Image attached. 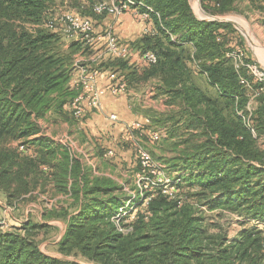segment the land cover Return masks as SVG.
<instances>
[{"label": "trees", "instance_id": "1", "mask_svg": "<svg viewBox=\"0 0 264 264\" xmlns=\"http://www.w3.org/2000/svg\"><path fill=\"white\" fill-rule=\"evenodd\" d=\"M54 2L0 0V194L10 205L35 200L39 187L44 193L52 186L67 197L60 209L44 214L67 225L57 245L61 257L40 250L36 235L48 227L29 221L21 230L0 231V264H79L72 258L97 264H264V229L247 227L252 221L264 224V151L257 145L264 136V83L247 67L237 71L226 57L243 44L233 24L198 19L190 0H132L131 8L146 13L151 28L130 45L155 54L157 62L111 57L93 62L96 46L86 44L89 49L83 50L72 43L62 53L55 49L59 37L39 27ZM248 3L249 11L262 14L264 25V0ZM240 4L202 0L214 16L237 13ZM106 15L92 8V16ZM80 52L89 61L85 69L109 71L128 89L157 80L158 94L178 107L168 115L149 113L151 124L137 132L168 128L162 142H173L178 155L166 163L182 175L179 191L196 187L189 196L197 206L156 189L131 203L137 204L134 218L132 212L120 217L129 199L118 193L114 181L94 176L70 146L45 134L40 120H75L71 104L82 89L71 82L74 55ZM197 75L206 76L215 95L197 85ZM241 76L253 91L263 88L251 114L252 90ZM201 204L210 212L245 218V227L231 239L221 227L210 231Z\"/></svg>", "mask_w": 264, "mask_h": 264}, {"label": "rangeland", "instance_id": "2", "mask_svg": "<svg viewBox=\"0 0 264 264\" xmlns=\"http://www.w3.org/2000/svg\"><path fill=\"white\" fill-rule=\"evenodd\" d=\"M119 1L120 0H94V2H90V0H72L65 2V0H59L55 5H53V7H51V10L49 13H47L39 27L59 37V43L55 47V49H58L59 52H66L72 43H79L83 50H88L89 48L81 40V38H78V40H76V38H68L59 30L61 29L60 26H57L58 29L48 28L46 26L47 20H56L61 16L67 15L78 16L80 18H90L94 22V20L100 19V17L92 16V8L95 4L100 2L118 3ZM240 2L241 4L239 12L214 16L211 13L205 11L202 6V0H190L191 7L198 18L205 20L217 18L224 22L233 24L239 36L242 37L243 44H238V40V43H236L239 47H236L231 52H227L226 57L228 58V55H231L234 51H242L244 54L242 57L244 59V63L246 65H250L251 67H256L258 76L262 75L264 77V26L261 25V18H259L262 17V14L258 11H249L248 0H240ZM106 16L111 15L107 14ZM28 28L32 30V27ZM104 33L105 32H102L100 34ZM114 35L116 34L114 33ZM121 43L124 44L125 42ZM228 59L230 60V58ZM136 62L145 64L139 61ZM88 63V59L82 52L74 55L73 79L71 82V86L73 88H78L74 81L78 80L80 77L79 69L85 68L82 65ZM248 75L250 74L248 73ZM242 79L248 81V79L243 76H241V80ZM195 80L197 85L203 90L207 91L210 95L216 94L215 89L209 85L204 75H197ZM153 84L154 80H149L145 83L139 84V86H135L130 90H132V93H135V95H138L141 98V107H145L147 109L158 108L157 110H162L163 106H160L159 102L152 98L151 89L155 86ZM138 96L136 97L138 98ZM136 104V100H132V105L136 106L134 107V113H140L142 108ZM253 105L254 104L252 102V107ZM147 109H143L140 114H142ZM91 113H97V111L93 110L90 112L86 110L80 119L74 118L75 120L67 123L68 125H65L66 123L64 122L53 123L50 120H40L39 125L45 131V134L48 127L49 129L53 127L51 131V133H53L52 138L70 146L73 152L82 158L87 167H94V174H96L94 176L106 177L114 181L117 187L120 188L118 193L124 196V199H129L125 207L120 210V212H123L120 217H125L128 215V213L132 212V218H134L137 213V204L134 203L135 205L131 206V203L137 201L139 197L144 198L147 193L146 191L150 193L156 189H162L168 196H181L183 201L194 202L193 204L197 206L196 200H192V198L189 196L191 194L197 193L198 190L196 187H188L186 190L179 191L176 185L180 184L179 178L182 175H178L177 172L166 163V160H170L171 158L178 155V151L173 149V142L164 144L162 141H160L157 143L152 140L151 134L153 132H148L144 135L139 134L138 132L141 131V129H134V127L131 126L129 131L130 133H133L135 139H137L135 144L132 143V147L126 142L124 145H122L124 148H126V150H130V153L125 154L123 158V156L117 152V149L113 145L114 139L110 133H92V131L87 126H85L87 125V121L91 119ZM111 115V113L107 114L106 118L110 119ZM137 119L140 120L139 118ZM110 142L113 143L110 145ZM91 143L97 144L98 147H100V151L103 152L102 158L106 162L101 161L100 164L98 163L96 165L97 160L93 156L94 154ZM19 144L21 143L17 142L12 146L17 147ZM257 145L262 151H264V136L258 138ZM140 148L147 150L152 155L158 164L159 171L162 173V175H139L140 172L138 171L137 157L138 150ZM41 191L42 189L40 187L36 190V194L39 195L35 200H29L13 205H10L6 197L0 194V231L2 233L14 232L16 229L21 230L22 226L29 221L34 224L43 222L48 228L36 235V240L39 243L40 250L48 256L61 257V255L57 252V245L61 241L62 235L64 234L67 225L61 220H48L44 217V214L47 210H50L54 207L60 209L66 204L67 197L60 193L57 194V191L52 186L49 187L44 193H41ZM198 206L199 209H201V216L205 219L204 223L208 225L210 231L219 230L218 227H221V229H223L228 234L230 239L235 237L237 233L245 227L243 224H246L245 222H247L245 218L237 214L225 212L224 215H220L218 210L215 212H210L207 205L201 204ZM255 225L264 229V224H261L257 221L249 222L247 227H252ZM72 259L79 264H97L94 262H89L83 258Z\"/></svg>", "mask_w": 264, "mask_h": 264}, {"label": "built area", "instance_id": "3", "mask_svg": "<svg viewBox=\"0 0 264 264\" xmlns=\"http://www.w3.org/2000/svg\"><path fill=\"white\" fill-rule=\"evenodd\" d=\"M132 4V0H120L118 3L100 2L94 5L93 11L99 16L108 14L114 17H119L131 11ZM136 15L143 22L148 19V15L146 13H140L137 11ZM46 26L48 28H57V26H60L61 29L59 30L68 38H81L85 44L96 46L98 53L95 57H93L95 61L103 58V56H109L114 59H121L125 61L135 60L145 64H155L157 62L155 54L151 52L140 53L136 51V49H133L129 43H121L118 37L114 35L112 28H109L104 34L96 33L94 30V23L90 18L64 15L56 20L48 19ZM243 56V52L238 50L234 51L231 55H228L237 71L243 67H247L258 82L264 83V77L262 75L258 76L256 67L246 65L244 63V59L242 58ZM79 70L80 77L78 80H75L74 83L77 87H80L82 91L71 104L75 119H80L86 110L97 108L101 95V92L97 87L98 73L88 71L85 68H80ZM110 81L109 91L112 94L117 95L126 91V83L120 81L115 74L110 75ZM242 83L252 90L247 107L248 112L251 114L254 110L252 102L254 103L256 97L263 90V88L253 91L252 85L249 81L242 79ZM112 118L115 119L116 117L113 116ZM160 139L161 135L159 133L152 134L153 141L158 142ZM21 150H23V147H21ZM137 158L141 168L139 175H162L159 171L158 164L147 150L140 148L138 150Z\"/></svg>", "mask_w": 264, "mask_h": 264}, {"label": "crops", "instance_id": "4", "mask_svg": "<svg viewBox=\"0 0 264 264\" xmlns=\"http://www.w3.org/2000/svg\"><path fill=\"white\" fill-rule=\"evenodd\" d=\"M58 1L59 0H55L54 5ZM62 1H64V0H62ZM69 1H72V0H65V2H69ZM136 13H137L136 9H131V11L123 14L122 16H120L118 18H116L114 16H106L103 18L101 17L100 19L94 20V30L96 33H102V32L107 31L108 28H112L114 30V33L117 35L118 39L121 42H125V43L130 44V43L140 39L143 36V34L148 33L150 31V28H151L145 22L141 21V19L136 15ZM259 18H261V20H262L263 17H259ZM198 19H200V18H198ZM200 20H203V19H200ZM220 22H224V21H220ZM261 25H263V24L261 23ZM76 40H78V39H76ZM97 53H98V51L96 52V54L93 57H95L97 55ZM108 58H110V57L109 56H103V58L97 59V61H100L103 59L106 60ZM92 59L93 58H91L90 60L92 61ZM133 61H135V60H133ZM93 62H96L95 59H93ZM111 74L112 73H110L109 71H102V72L98 73L97 87L101 92V95H100V98L98 101V107L88 109V111H90V112L95 110V111H97V113H91V115H92L91 119H89L87 121V125H85V126H87L92 131V133L93 132L94 133H97V132H108V133H110L114 139L113 145L117 149V152H119V154L121 156H123V158H124L125 154L130 153V150H126V148H124L122 145H124V143L126 142L128 145H130L132 147L133 144H135L136 139H137V138L135 139V136L133 135V133H130V131H129L130 130L129 128L131 126L134 127V129H142L143 127L149 126L151 124L150 119L148 118L149 113L153 112V114L156 113L159 115H168L172 111L178 110V107L175 105H168L167 104L168 97L158 94V91H157L158 81L155 79H154V84H153L155 86L151 89L152 98L154 100L158 101L160 106H163L162 110H157L158 108L147 109L145 107H141L142 106V101L140 100L141 98L138 95H135V93H132V90L128 89V87H127L125 93L113 95L109 91V85L111 82L110 81V75ZM119 79H120V81H122L121 78H119ZM203 91H205V90H203ZM205 92H207V91H205ZM251 94H252V91L250 92V96H251ZM136 96H138V98ZM132 100L133 101L136 100V103H137L136 105L139 106L140 108H142L140 113L142 112L143 109H147V110L144 111L142 114L134 113V107H136V106L132 105ZM253 104H254L253 108H254V110H256V108L258 107V102L254 101ZM109 113H111L112 115H111L110 119H107L106 116ZM239 114L242 115L241 112ZM113 116H115L116 118L113 119L112 118ZM137 118H139L140 120H138ZM108 121H110V122H108ZM64 123H66L65 125H68L67 122H64ZM111 126H113V127H111ZM52 128L53 127H51L49 129V127H48V129L46 130V135L49 137H53V133H51ZM167 129L160 128L157 131L153 132V133H159L161 135V139L158 142L162 141L163 139H167L169 137ZM150 133H152V132H150ZM112 143L113 142H110V145ZM91 145H92V150H93V154H94L93 156L97 160L96 165L98 163L100 164L101 161H105L101 157V155H99V153H100L99 148L100 147H98V145L94 144V143H91ZM180 148H183V146H181ZM84 164L86 165V163H84ZM90 168H92V167H90ZM93 168H92L93 173H95V169H93ZM94 175H96V174H94ZM64 234H65V232H64ZM64 234L62 235V238H63ZM52 257H55V256H52Z\"/></svg>", "mask_w": 264, "mask_h": 264}, {"label": "water", "instance_id": "5", "mask_svg": "<svg viewBox=\"0 0 264 264\" xmlns=\"http://www.w3.org/2000/svg\"><path fill=\"white\" fill-rule=\"evenodd\" d=\"M203 20H204V19H203ZM211 21H222V20L217 19V18H214V19H212Z\"/></svg>", "mask_w": 264, "mask_h": 264}]
</instances>
